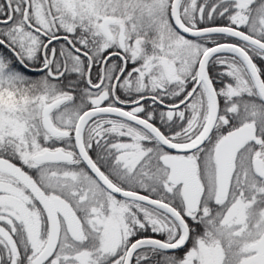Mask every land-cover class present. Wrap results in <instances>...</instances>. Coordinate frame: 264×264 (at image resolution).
Returning a JSON list of instances; mask_svg holds the SVG:
<instances>
[{"label":"snow or ice","instance_id":"6c2138e0","mask_svg":"<svg viewBox=\"0 0 264 264\" xmlns=\"http://www.w3.org/2000/svg\"><path fill=\"white\" fill-rule=\"evenodd\" d=\"M0 264H264V0H0Z\"/></svg>","mask_w":264,"mask_h":264}]
</instances>
